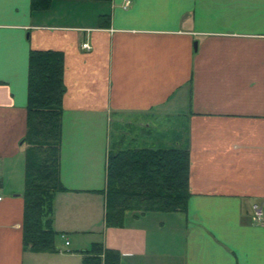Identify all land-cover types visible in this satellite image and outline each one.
<instances>
[{"label": "crops", "instance_id": "0c3cea01", "mask_svg": "<svg viewBox=\"0 0 264 264\" xmlns=\"http://www.w3.org/2000/svg\"><path fill=\"white\" fill-rule=\"evenodd\" d=\"M31 51L62 56L52 254L21 241ZM111 148H184V211L106 228ZM0 190V264H264V0H0Z\"/></svg>", "mask_w": 264, "mask_h": 264}, {"label": "trees", "instance_id": "16d2710c", "mask_svg": "<svg viewBox=\"0 0 264 264\" xmlns=\"http://www.w3.org/2000/svg\"><path fill=\"white\" fill-rule=\"evenodd\" d=\"M52 0H30L31 11L46 10ZM102 1L108 0H85ZM62 56L31 51L27 60V99L21 241L23 251L55 253L51 228L55 194L66 192L58 180ZM188 156L184 148L110 149L105 163L104 225L122 228L127 215L181 213L187 192ZM84 263L118 264L113 250L91 244Z\"/></svg>", "mask_w": 264, "mask_h": 264}, {"label": "built area", "instance_id": "2783aa9c", "mask_svg": "<svg viewBox=\"0 0 264 264\" xmlns=\"http://www.w3.org/2000/svg\"><path fill=\"white\" fill-rule=\"evenodd\" d=\"M124 4L126 6V5H128V2H125ZM82 48L88 49L87 45H85V44L82 45ZM1 199H2V197H1V190H0V201H1ZM254 213H255V216L257 219L261 218V212L259 210L254 209Z\"/></svg>", "mask_w": 264, "mask_h": 264}, {"label": "rangeland", "instance_id": "374dc122", "mask_svg": "<svg viewBox=\"0 0 264 264\" xmlns=\"http://www.w3.org/2000/svg\"><path fill=\"white\" fill-rule=\"evenodd\" d=\"M120 123V122H119ZM121 123H122V120H121ZM119 129V128H118ZM114 135H123V130L121 131V129H119L118 131H116L115 129H114ZM255 214V213H254ZM256 217V216H255ZM261 217H262V215H261ZM257 219V218H256Z\"/></svg>", "mask_w": 264, "mask_h": 264}]
</instances>
